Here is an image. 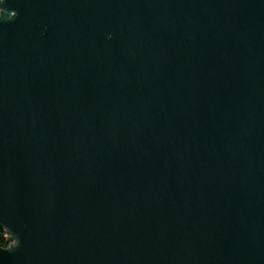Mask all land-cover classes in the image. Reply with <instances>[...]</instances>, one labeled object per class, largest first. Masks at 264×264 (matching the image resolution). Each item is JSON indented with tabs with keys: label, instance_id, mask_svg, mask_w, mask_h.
I'll return each mask as SVG.
<instances>
[{
	"label": "water",
	"instance_id": "1",
	"mask_svg": "<svg viewBox=\"0 0 264 264\" xmlns=\"http://www.w3.org/2000/svg\"><path fill=\"white\" fill-rule=\"evenodd\" d=\"M0 264H264V0H0Z\"/></svg>",
	"mask_w": 264,
	"mask_h": 264
},
{
	"label": "trees",
	"instance_id": "2",
	"mask_svg": "<svg viewBox=\"0 0 264 264\" xmlns=\"http://www.w3.org/2000/svg\"><path fill=\"white\" fill-rule=\"evenodd\" d=\"M6 234L3 231V229H0V247L5 248L7 247V241H6Z\"/></svg>",
	"mask_w": 264,
	"mask_h": 264
}]
</instances>
